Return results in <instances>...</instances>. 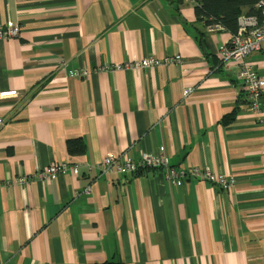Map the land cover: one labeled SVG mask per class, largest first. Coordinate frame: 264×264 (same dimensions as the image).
<instances>
[{
  "label": "crops",
  "instance_id": "crops-1",
  "mask_svg": "<svg viewBox=\"0 0 264 264\" xmlns=\"http://www.w3.org/2000/svg\"><path fill=\"white\" fill-rule=\"evenodd\" d=\"M7 22L21 34L0 40V91L17 92L0 98V264H264V90L252 113L236 65L221 64L229 31L206 32L179 0H0ZM247 61L264 78V48ZM160 152L233 186L97 169ZM60 162L77 176H36Z\"/></svg>",
  "mask_w": 264,
  "mask_h": 264
},
{
  "label": "built area",
  "instance_id": "built-area-1",
  "mask_svg": "<svg viewBox=\"0 0 264 264\" xmlns=\"http://www.w3.org/2000/svg\"><path fill=\"white\" fill-rule=\"evenodd\" d=\"M175 1V0H172ZM183 3L197 6L198 0H179ZM257 15L241 14L237 18V30L235 33H230L229 40L221 44L218 48V53L221 57L222 66L235 64L237 67V77L242 86V92L249 104V110L252 113L260 112V99L264 90V78L258 76L252 69L247 57L259 52L264 48V0H258L255 4ZM208 33L225 32L227 31L219 23H208L205 26ZM21 29L18 25L6 23L5 26L0 27V40L9 38H19ZM181 61L180 55L168 56L162 58H148L136 60L126 63L123 67L130 70H144L156 67L160 64L171 65ZM64 64L61 63L59 68H63ZM114 68V67H113ZM116 69L120 66L116 65ZM88 73L86 70H69L67 75L70 78L84 77ZM189 93L188 90L184 91V95ZM17 92L13 91H0V98L14 97ZM97 169L102 176L110 177L113 175H126L135 174L144 169H158L164 171V177L167 180L175 182L186 176L192 177L196 180L209 181L222 188L229 189L233 186L232 177L227 178L225 175L213 174L210 171H202L200 168L190 169L188 171H176L169 164L168 157L162 152L158 154H141L137 159L131 160L125 156H114L107 154L103 156L102 160L97 164ZM70 172L73 176H77L78 169L75 165H70L67 162L52 163L49 166L40 170L36 176L40 179L48 180L56 177L58 174H65ZM29 179L21 177L17 180L18 184H24Z\"/></svg>",
  "mask_w": 264,
  "mask_h": 264
},
{
  "label": "trees",
  "instance_id": "trees-1",
  "mask_svg": "<svg viewBox=\"0 0 264 264\" xmlns=\"http://www.w3.org/2000/svg\"><path fill=\"white\" fill-rule=\"evenodd\" d=\"M258 0H198L194 8L199 19L204 20V24L219 23L229 33L237 30V18L241 14L257 15L255 4ZM248 8V9H247ZM247 9V12L245 10ZM234 119V114L225 116L223 123H230ZM83 145L80 141L68 142L67 150L70 154L80 153ZM140 172V171H139ZM111 264V263H104Z\"/></svg>",
  "mask_w": 264,
  "mask_h": 264
}]
</instances>
